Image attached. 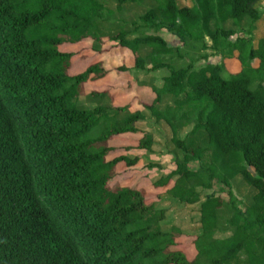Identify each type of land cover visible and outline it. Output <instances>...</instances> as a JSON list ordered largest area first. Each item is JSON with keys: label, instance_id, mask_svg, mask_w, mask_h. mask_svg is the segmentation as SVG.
Instances as JSON below:
<instances>
[{"label": "trees", "instance_id": "obj_1", "mask_svg": "<svg viewBox=\"0 0 264 264\" xmlns=\"http://www.w3.org/2000/svg\"><path fill=\"white\" fill-rule=\"evenodd\" d=\"M263 1L0 0V264H264V38L255 43ZM162 30L180 45L146 33ZM87 39L95 52L107 42L132 52L134 64L117 72L169 75L160 85L136 78L154 95L140 98L141 109L116 105L109 90L87 92L112 76L103 62L70 73L74 53L61 46ZM146 112L179 157L153 186L200 203L193 260L145 189L113 183L120 164L138 159H110V141L141 133ZM137 140L146 151L157 143L151 132ZM239 180L252 190L247 202L234 194ZM218 185L229 200L201 201Z\"/></svg>", "mask_w": 264, "mask_h": 264}, {"label": "rangeland", "instance_id": "obj_2", "mask_svg": "<svg viewBox=\"0 0 264 264\" xmlns=\"http://www.w3.org/2000/svg\"><path fill=\"white\" fill-rule=\"evenodd\" d=\"M149 6L150 4H146L141 9L127 7L126 11L137 15L140 12L143 13ZM111 8L116 9L117 6L113 5ZM258 8L262 12V15L256 24V44L259 39L264 38V1L258 4ZM146 33L160 35L172 46L180 45L178 37L166 30L159 32L148 31ZM116 45V42H107L103 46L102 53H99L93 50L92 40L87 39L77 44H65L61 46V49L74 53L73 66L70 71L72 75L83 72L91 64L99 61L103 62L107 69L113 70L112 76L108 79L90 81L87 85V92L93 89L109 90L113 95L114 104L129 105L132 111H136L142 108L140 98L144 97L151 101L154 97L150 89H138L136 78L146 82L153 81L157 85H160L164 78L169 75V72L167 69L155 73L134 71V76H128L124 72H117L118 68L123 65L132 66L134 64V56L130 50L119 48ZM207 53L211 56L209 62L215 64L220 62V57L214 55L213 50H208ZM204 64L205 61L202 60L196 63V66H203ZM183 65V61L179 60L178 66ZM226 67L229 72H235L240 68V64L237 60L231 59L226 61ZM80 102L85 106H90L86 102L85 97H82ZM146 114V119L138 124V129L141 133L119 136L110 141V145L114 148V152L109 157L110 159L125 155L138 159V164L134 166L120 164L118 166V174L113 183L120 182L123 185L137 186L138 188L145 189L148 201L156 203L158 208H164L167 212L162 224L163 229L169 232L173 227H177L181 230V236L177 239V248L182 250L189 260H193L197 253L194 239L200 232V203L195 205L181 203L168 195L164 189L153 186V182L157 181L161 175L169 174L175 169L179 157L178 152L174 150L169 140L166 139L164 130L160 128L159 124L155 122L149 113L146 112ZM147 132L153 133L156 138L155 142H157L150 151L137 148V138L142 136V133ZM148 164H151L150 167ZM190 166L191 169L198 170L200 165L197 161H193L190 163ZM221 188L222 186L218 185L211 191H202L201 201L210 193L223 196L226 200H229L228 195L220 191ZM234 194L239 200L247 202L250 199L252 190L248 185L241 183L239 180L235 184ZM223 236L221 233L218 234V237Z\"/></svg>", "mask_w": 264, "mask_h": 264}]
</instances>
